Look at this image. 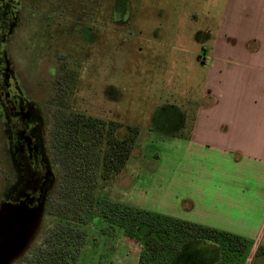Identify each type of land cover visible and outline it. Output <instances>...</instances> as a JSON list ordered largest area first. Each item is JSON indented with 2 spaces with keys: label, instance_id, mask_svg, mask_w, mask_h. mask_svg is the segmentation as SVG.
I'll return each instance as SVG.
<instances>
[{
  "label": "rangeland",
  "instance_id": "1",
  "mask_svg": "<svg viewBox=\"0 0 264 264\" xmlns=\"http://www.w3.org/2000/svg\"><path fill=\"white\" fill-rule=\"evenodd\" d=\"M85 2L89 17L63 21L52 42L39 36L37 18L23 13L8 47L13 72L26 94L44 107L49 128L54 127L62 109L119 121V137L128 133L129 126L139 127L136 145L122 172L152 182L148 171L176 167L159 158L180 151V144L172 143L170 135L192 129L204 86L202 57L211 53L225 0ZM80 6L76 3L75 10ZM207 34H212L206 43L209 50L200 41ZM2 126L0 117V168L6 165L1 156ZM118 175L102 182L101 196L111 199L118 190ZM3 187L0 180V193ZM47 224H53V218L44 217L37 241ZM105 226L104 222L92 225L76 264H138L141 245L120 228L107 232ZM192 245L177 264L205 261L207 250ZM248 254L246 250L241 256V264ZM253 262H264V254L260 252Z\"/></svg>",
  "mask_w": 264,
  "mask_h": 264
},
{
  "label": "crops",
  "instance_id": "2",
  "mask_svg": "<svg viewBox=\"0 0 264 264\" xmlns=\"http://www.w3.org/2000/svg\"><path fill=\"white\" fill-rule=\"evenodd\" d=\"M216 30L192 129L170 135L178 154L159 157L176 167L148 171L152 182L122 172L111 199L238 234L254 264L264 254V0H225Z\"/></svg>",
  "mask_w": 264,
  "mask_h": 264
},
{
  "label": "trees",
  "instance_id": "3",
  "mask_svg": "<svg viewBox=\"0 0 264 264\" xmlns=\"http://www.w3.org/2000/svg\"><path fill=\"white\" fill-rule=\"evenodd\" d=\"M121 124L60 111L52 141L63 168L56 225L29 264H76L89 229L101 222L107 232L120 228L141 245L138 264H177L193 243L207 250L205 261L193 264H241L249 240L238 234L101 196L102 182L122 172L140 132L129 126L119 137Z\"/></svg>",
  "mask_w": 264,
  "mask_h": 264
},
{
  "label": "flooded vegetation",
  "instance_id": "4",
  "mask_svg": "<svg viewBox=\"0 0 264 264\" xmlns=\"http://www.w3.org/2000/svg\"><path fill=\"white\" fill-rule=\"evenodd\" d=\"M85 1L0 0L1 156L6 164L0 168L4 185L0 193V264H29L35 251L43 246L56 225L63 173L52 147L56 124L49 128L44 107L34 102L16 79L8 51L10 40L22 14L29 13L37 18L39 36L47 42L55 41L63 21L89 17ZM76 3L82 5L78 11ZM25 37L23 34V43ZM45 216L53 218V224L44 225L41 240L37 241Z\"/></svg>",
  "mask_w": 264,
  "mask_h": 264
}]
</instances>
